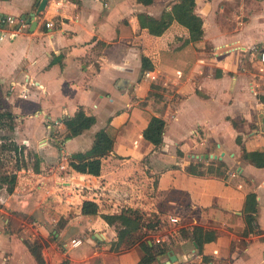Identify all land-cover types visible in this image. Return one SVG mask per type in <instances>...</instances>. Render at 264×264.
I'll list each match as a JSON object with an SVG mask.
<instances>
[{
  "label": "crops",
  "instance_id": "crops-1",
  "mask_svg": "<svg viewBox=\"0 0 264 264\" xmlns=\"http://www.w3.org/2000/svg\"><path fill=\"white\" fill-rule=\"evenodd\" d=\"M175 1L47 0L31 23L20 15L35 0H0V15L13 16L0 33L15 31L0 38V109L14 117L6 140L22 149L0 154L3 167L14 160L15 174L11 190L0 186V264H38L24 239L50 234L37 239L43 264H134L140 246L110 249L116 231L100 215L124 206L175 215L187 229L162 264H264V165L242 155L264 150V0H194L197 39L174 17L153 32ZM78 107L92 123L60 142L62 117ZM152 114L165 119L159 146L142 136ZM100 127L113 142L99 173L75 170L68 156L87 149ZM249 191L261 231L242 234ZM84 198L98 212L82 213ZM195 223L214 233L200 251Z\"/></svg>",
  "mask_w": 264,
  "mask_h": 264
},
{
  "label": "trees",
  "instance_id": "trees-1",
  "mask_svg": "<svg viewBox=\"0 0 264 264\" xmlns=\"http://www.w3.org/2000/svg\"><path fill=\"white\" fill-rule=\"evenodd\" d=\"M142 2H150L152 0H139ZM194 0H177L170 6V11L163 20L158 22L152 29L153 32H160L174 17L180 23L184 24L189 31L191 39H197L202 35V22L193 9ZM67 132L64 137H70L77 134L92 123V116L84 112L82 107H78L72 115L63 116L61 119ZM14 117L8 108L0 109V127L6 126L13 128ZM165 127V119L159 115L152 114L147 123L142 128V136L152 142L155 146H159L163 142V131ZM8 136L4 133L0 134V154L6 149L17 150V143L13 140H6ZM113 142L111 135L104 127L98 128L93 136L90 146L84 151H74L68 156V164L75 170L81 172H89L98 174L100 171L101 156L107 153ZM22 152V149L17 150ZM242 155L257 166L264 165V150L262 149H243ZM190 172L202 173L204 171H214L212 165L206 167H197L196 164H189L186 168ZM15 174L7 172L3 161L0 159V186L5 185L7 190H11L14 185ZM82 213L98 212V203L93 199L84 198L80 204ZM145 211L132 206L121 207L115 212H100V215L110 224L114 225L116 231V239L112 242V246L119 248L121 246H130L137 243L142 249V254L134 264H149L154 259L168 250L167 245H160L154 242L151 235H148L147 230H154L161 219L157 213L152 216H146ZM256 217V199L255 192L249 191L246 193L244 201V222L245 227L241 231L242 234L247 232H258L259 227L254 222ZM63 216L58 219L62 222ZM145 227V229H142ZM141 230V231H140ZM181 235H187V229L180 228ZM191 237L194 241L195 248L200 251L202 243L214 238V233L211 228L204 227L198 223L192 225ZM27 247L34 256L38 264L45 262L41 247L42 242L33 239H24Z\"/></svg>",
  "mask_w": 264,
  "mask_h": 264
},
{
  "label": "rangeland",
  "instance_id": "rangeland-1",
  "mask_svg": "<svg viewBox=\"0 0 264 264\" xmlns=\"http://www.w3.org/2000/svg\"><path fill=\"white\" fill-rule=\"evenodd\" d=\"M153 91H156V87H153L152 89H150V92H151V93H152ZM54 129H55V130H54L55 133L58 134V133H59V131H58V127L54 128ZM1 133H4V134H7V133H8V130H7V127H6V126L0 127V134H1ZM60 137H61V138H60ZM60 137H59V140H60V142H62L63 138H65V137H64V135H63V136H60ZM166 152H168V151L166 150ZM4 157H5V158H8V157L5 156V155H4ZM144 157H145V158H148V154H146ZM58 160H59V159H58ZM64 160H65V159H64ZM12 165H14V160L11 161V162H9L8 165L5 167L6 169H9V170H10V173L12 172V171H11V168L13 167ZM263 179H264V178H263ZM260 185H263V184L260 183ZM71 202H72V204H74L73 201H71ZM143 211H145V213H146L145 215H146V216H152V214H153V212H151V211H147V212H146V210H144V209H143ZM4 215H6V214H4ZM4 215H3L2 217H0V221H1V223H3V224H5V221L3 220ZM157 215H158L159 218L161 219L160 224H158V226H157L154 230H152V229L147 230L148 235H151L152 237H153L154 235L159 236L160 238H161V237H164V240H162V241H158V242H157V243H159L160 245L163 244V245H167V246H170V247H171V246H175V247H177V245H178V243H179V238H180V237L177 236V234L180 232V228H181V227H180V223H181V221H180V222L173 223V222H170L169 218H166V215L164 216L163 214H158V213H157ZM11 221H12V220L9 219L8 224H9ZM70 229H71V227H70ZM142 229H145V227H142ZM32 231L35 232L34 229H32ZM140 231H141V230H140ZM260 231H261V228H260ZM50 232H51V231H50ZM239 232H240V231H239ZM180 233H181V232H180ZM261 237H262V236H261ZM32 238H33V237H32ZM39 238H41V237L39 236ZM39 238H37V239H39ZM47 239L52 240V236H51V234L48 235L46 239H45V238H41V240H43L45 243L47 242ZM242 239H243V238H241L240 241H242ZM39 240H40V239H39ZM60 241H62V240H60ZM135 244H136V243H134V244H132V245H130V246H128V247H126V246H121V247H119V248H115V247H113V246L111 245V246H110V249H114V250H126V249L132 247V246L135 245ZM58 245H59V248L61 249V248H62V245H61L60 242L58 243ZM231 245L233 246L234 244L231 243ZM231 245H230V247H231ZM182 248H183L184 251L186 250V252H187L188 254L192 255L191 251L188 249V245H187V246H183ZM164 257H165V255L162 254V255H160L159 257H157L156 259H154L152 262H150L149 264H162ZM56 264H62V262H60V263H56ZM189 264H194V261H190Z\"/></svg>",
  "mask_w": 264,
  "mask_h": 264
},
{
  "label": "built area",
  "instance_id": "built-area-1",
  "mask_svg": "<svg viewBox=\"0 0 264 264\" xmlns=\"http://www.w3.org/2000/svg\"><path fill=\"white\" fill-rule=\"evenodd\" d=\"M20 20L22 21L23 19H20ZM12 21H13V16H11V15H0V25H3V24L6 23V22H12ZM47 24H48L49 26H51V25H52V21H48ZM1 29H3V28H1ZM14 33H15V31H11V30L7 31V33H6V32L4 31V29H3V32L0 33V38L3 37L5 34H6L7 36H13ZM257 58H258L259 62H260L262 65H264V46L258 48V51H257ZM55 121H57V119H55ZM168 218H169V220H170L171 222H177V221H179V218H178L177 216H175V215H174V216H171V215H170ZM152 239H153L154 242H158V241H162V240H164V237H161V238H160L159 236L154 235V236L152 237ZM79 241H80L79 238H71V243H72V244H76V243H78Z\"/></svg>",
  "mask_w": 264,
  "mask_h": 264
},
{
  "label": "water",
  "instance_id": "water-1",
  "mask_svg": "<svg viewBox=\"0 0 264 264\" xmlns=\"http://www.w3.org/2000/svg\"><path fill=\"white\" fill-rule=\"evenodd\" d=\"M47 3V0H35V8L29 10L27 13H21V19H24L26 22L34 23V15L42 11ZM176 255L174 253H168V259L166 263H170L172 259H175Z\"/></svg>",
  "mask_w": 264,
  "mask_h": 264
}]
</instances>
